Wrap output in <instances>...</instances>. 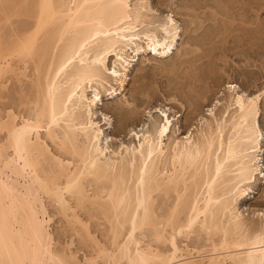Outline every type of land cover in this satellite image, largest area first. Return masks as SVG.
Wrapping results in <instances>:
<instances>
[{
	"label": "bare ground",
	"instance_id": "bare-ground-1",
	"mask_svg": "<svg viewBox=\"0 0 264 264\" xmlns=\"http://www.w3.org/2000/svg\"><path fill=\"white\" fill-rule=\"evenodd\" d=\"M132 2L0 0V89L11 77L29 78L31 61L36 90L30 102L20 98L21 105L30 106L27 115L12 108L0 112V264H264V225L250 229L238 210V200L264 178L261 94L249 96L229 85L225 102L218 100L201 128L185 137L174 131L168 108L153 106L149 124L124 130L127 144L111 149L105 138L110 116L97 113L101 91L94 82L115 81L125 91L135 58L146 52L169 58L182 32L172 14L155 16L149 0ZM204 3L200 8L209 7ZM228 6L220 9L223 18L232 16L234 6ZM219 14L207 15L222 18ZM14 17L32 23L5 35ZM257 19L247 27L255 30ZM203 32L192 43L199 67L225 61L217 44L228 42L230 31H212L208 38ZM110 57L113 68L106 65ZM107 90L110 99L122 93ZM132 104L126 100L116 108L131 119L139 113ZM198 109L193 107L187 127ZM53 215L64 221L57 232L71 239L62 248L54 247ZM90 221L107 232L104 242ZM197 225L211 241L206 255V250L185 252L177 241ZM74 236L87 251L82 259L71 248ZM165 244L168 250L160 246Z\"/></svg>",
	"mask_w": 264,
	"mask_h": 264
},
{
	"label": "rangeland",
	"instance_id": "rangeland-1",
	"mask_svg": "<svg viewBox=\"0 0 264 264\" xmlns=\"http://www.w3.org/2000/svg\"><path fill=\"white\" fill-rule=\"evenodd\" d=\"M149 1H150V6L153 8V13L155 16H158L160 18H164L168 14H172L174 16L176 21H178L182 27L181 37L177 41V46L176 49L174 50V54L169 56V58H165V59L157 58L149 52L137 56L129 72L127 73L128 76L125 84V91L122 92V90H120V84H118L115 81H109V83L104 84L105 86H103L101 83L94 82L95 83L93 84L94 88L99 87L100 89L99 88L98 89L101 91V94L99 95L101 101L99 106H97V111H98L97 113L99 115H101L102 113H107L110 116L109 125H111V128H108V126L106 125L105 126L103 125V128L106 134L105 138L107 137L111 143V149L113 148L115 149L122 142H124L125 144H127V142H130V140L128 139L129 137L124 135L126 134L124 130H126L129 126L133 127L134 125H137L139 128H142L144 123H146V125L149 124L150 117L148 116L147 111L150 110V107L153 106H162L166 109L168 108V111L170 112L171 116L175 119L174 131H176V134L179 135L180 137H185L190 131L194 130L196 127L201 128L202 122H204L207 118L210 117L209 109L213 108L218 100L221 101V103L225 102L224 97H226V95L228 94L227 87L232 84L237 85L241 89V91L243 92L245 91V93L247 92L249 96H255L257 94H261L259 101L260 113H261L259 124L264 133V0H149ZM205 1L207 3L208 1L210 2L208 3L209 7L200 8L201 5L204 6V4H206L204 3ZM134 2L135 0H133L132 3ZM223 4L225 6L229 5L228 7H230V9L232 8V6H234L233 8L235 9L233 10L232 8L230 14H232L233 16L236 13L234 15L235 16L234 18L236 19V17H239L237 18L238 20L237 19L235 20L231 15L228 16L226 15L228 18L226 16L223 18L224 15L222 14H221L222 18L215 19L214 17L210 19L212 15L209 16L207 14L210 12L215 13L216 11L217 14H219L220 9L225 7ZM251 6L253 9L251 8ZM233 11L235 12L232 13ZM252 13L254 14V16ZM221 15L220 14L216 15V17H221ZM18 18L15 17L12 18L13 20L6 27L4 31L5 35L6 33L7 35L8 34L10 35L13 29L14 31H16V29L17 31L18 30L22 31L26 27L30 26L32 23L31 21H28L27 18L25 17L24 19L23 17L19 19ZM255 18L256 19L258 18L257 26L259 27L253 26L255 30L251 28L250 30L249 27H247V25L249 24L250 20L252 21V19ZM205 19L206 20L209 19L207 20L208 22H205L206 21ZM242 19L245 21H243ZM213 20L214 21L216 20V22L214 23ZM241 22H243L242 24L245 25L247 24L246 25L247 28L245 27L243 32L242 30L239 29L241 28L242 25H240L239 27L238 23L241 24ZM210 23H212L211 26L209 27L205 26V25H209ZM233 23L238 24V26H235V28L239 29L240 31L234 28ZM201 24L204 25L205 27L202 26ZM232 24H233V28H232ZM230 27L232 29H235V31L234 30L232 31L233 33L231 32L232 29ZM243 28L244 27L242 26V29ZM203 30H204L203 32L204 36L206 37L208 35L211 37L212 31L213 33L214 32L217 33L218 31L226 33L230 31L228 42L226 43L219 42L217 44L218 46L221 45L220 48L222 47V49H224V54H226L227 57V58L225 57L226 58L225 61L227 60L228 61V62L226 61L227 63L225 61L222 62L218 60L219 62L215 64L213 62L205 64L203 66L204 68L203 69L202 67H199L198 62L195 59H193L197 54V52H193V51L197 47L195 45H192V43H196L198 41L199 32L201 33ZM8 31L10 33H8ZM243 33L245 36L244 37L245 40L242 39ZM252 33L254 34V36ZM231 37L232 40H230ZM187 49L191 50L192 52L186 54ZM222 49H220V52ZM129 54L130 56L133 55L131 51ZM128 58L131 59V57ZM114 60H115L114 57H110L109 59H107L106 60L107 67L113 68L115 66L113 65ZM28 63L30 64L29 65L26 64L28 65L27 71L32 73L30 74L27 72L29 78L28 77L26 78L25 76H21V80H20L21 82H20L16 78L11 77L10 80L7 81L6 89H0L2 90L0 91L1 92L0 112L2 116L5 115L4 110L6 111L7 109L10 108H12L18 114L27 115L28 112L30 111L29 109L30 106L28 107L27 105L23 106L20 104L21 96L22 98L25 99L26 102L27 101L30 102V99L31 98L34 99L36 96V90L34 89L30 78V76L33 75L34 67L33 68L31 67L34 66V62L32 63L31 61H29ZM23 66L24 64H22V67ZM31 69L33 70L30 71ZM195 80L197 81L199 80V81L197 82ZM96 84L99 85L96 86ZM111 87H114V89H118L119 92L122 93L119 94L118 96H115V98L110 99L109 96L110 91H108L107 89L108 88L111 89ZM92 91L93 89L89 90L88 92L89 96L93 95ZM205 94L210 95L209 99H207L206 102H204V104L197 103L200 101V98ZM29 97L31 98L28 99ZM126 100L133 103L132 106L134 108L136 107L135 112L137 109L136 113L139 112L138 115L135 114L134 118L126 119L124 116H122L118 108H116ZM32 101L33 100H31V102ZM190 104L191 105L193 104L199 109L198 112L196 111L197 116H195V118L193 119L194 120L193 126L189 128L187 127V122L188 119L190 118L189 117L190 112L194 107L193 105L191 107ZM101 124H103V121L101 122ZM262 142H263L262 152L260 156L262 158L261 164L263 165V173H264V137ZM53 150H55L54 147ZM160 198H161L160 201L158 199L159 201L158 207H161L159 209L161 211H164V209L167 208L166 207L167 204L164 203L166 201L164 200L163 197ZM49 210L52 211L51 208H49ZM238 210L241 213V217L247 221L249 228L253 226H257L258 224H259L258 226L264 225V178L258 179L255 183H253L250 186L245 198L238 200ZM53 217L54 218L52 219L50 230L52 231L56 241V242L54 241L55 244L54 247L62 248L64 244H66L67 241L70 242L71 239L68 238L69 236L68 237L66 235L63 236L62 234L58 233L61 230L64 223L63 219H60L61 216L53 215ZM90 222L92 223L94 221H90ZM94 223H95L94 225H92L93 223L91 224L92 231L95 232L99 240L101 239V241L104 242L107 232L105 231L101 233V231H98L96 228L97 224L96 222ZM196 227L198 228L199 225H197ZM196 227L195 229H197ZM195 229L194 232L191 231L187 233L188 236L184 235L186 233L177 236L178 244L180 245L181 248H183L185 252L186 250H190V251L194 250L193 252L197 255L196 253L197 250L199 251L206 250L204 254L208 253L209 249H211L209 244L211 241L209 242L205 231H201V230L199 231V228L195 231ZM103 233L104 234L106 233L105 236ZM72 238L76 240L75 243L77 244L74 243V245L71 246V248L73 251L79 250L77 255L78 257L80 256L79 258L82 259L84 254L87 253V251L83 249L80 250L79 247L80 245H78L79 242L76 236ZM218 238H219L218 236L215 237L216 240ZM167 244L160 246L162 248H165V250H168L170 247Z\"/></svg>",
	"mask_w": 264,
	"mask_h": 264
}]
</instances>
